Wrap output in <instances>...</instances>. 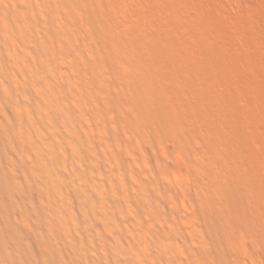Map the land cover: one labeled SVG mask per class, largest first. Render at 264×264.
Listing matches in <instances>:
<instances>
[{
	"label": "rangeland",
	"instance_id": "1",
	"mask_svg": "<svg viewBox=\"0 0 264 264\" xmlns=\"http://www.w3.org/2000/svg\"><path fill=\"white\" fill-rule=\"evenodd\" d=\"M262 2L0 0V264H264Z\"/></svg>",
	"mask_w": 264,
	"mask_h": 264
},
{
	"label": "bare ground",
	"instance_id": "2",
	"mask_svg": "<svg viewBox=\"0 0 264 264\" xmlns=\"http://www.w3.org/2000/svg\"><path fill=\"white\" fill-rule=\"evenodd\" d=\"M261 9L264 13V0L261 4ZM242 39L246 42L244 45L251 49H255V41L250 39L247 35L243 34ZM258 43L260 44V49L262 50V53H264V33H260L258 38ZM259 104H255L252 106H246L244 109L247 112L248 120L250 124H258L261 125V123H264V109L261 105V97L258 96ZM249 134L259 141L262 140L264 142V135H260L257 132L253 131L251 128L249 129ZM255 148H260V143L254 144ZM34 148L30 147L27 143H22L21 145V151L23 155H27L29 151L31 152ZM40 166H43V162L41 160L38 162ZM172 172L174 175H176L179 183V201L184 204L188 205L192 202V191H191V182L193 180V171L190 162L183 156H178L174 159L172 164ZM43 177H46L48 179V174L46 171L43 172ZM261 255V251L257 248H250L248 250V261L252 264H258L259 257ZM180 262L179 264H185V258L182 255H179Z\"/></svg>",
	"mask_w": 264,
	"mask_h": 264
}]
</instances>
